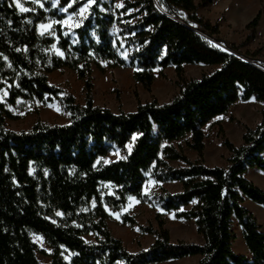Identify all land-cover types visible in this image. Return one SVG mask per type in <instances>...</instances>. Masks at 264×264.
<instances>
[{"label": "trees", "instance_id": "trees-1", "mask_svg": "<svg viewBox=\"0 0 264 264\" xmlns=\"http://www.w3.org/2000/svg\"><path fill=\"white\" fill-rule=\"evenodd\" d=\"M20 1L30 10L21 12L14 0H0V92L8 89L11 105L19 99L58 101L68 122L38 121L28 131H11L5 126L11 115L0 101V264H41L31 233L52 249L50 264H161L192 257H198L195 264H264V232L245 206L250 200L264 209V190L246 177L250 169L264 173V109L256 127L246 128L240 146L220 129L229 152L224 167L204 162L207 124L238 102L255 99L264 106V69L202 36H217L219 28L198 15L196 0H125L121 8L117 0H96L71 32L56 22L78 13L83 0H41L42 7ZM261 17L262 10L247 29L254 32ZM48 19L55 22L54 36L38 32ZM101 63L133 69L135 82L147 90L157 70L173 67L178 93L167 103H139L133 112L96 106L92 74ZM188 65L214 69L188 79ZM63 68L83 81V105L50 85L48 75ZM180 141L197 160L174 145ZM114 150L123 157L104 163ZM149 171L158 183H178L180 190L161 187L146 196ZM104 184L114 188L113 195L102 194ZM129 196L194 221L203 243L172 242L164 214H158V228L143 229L155 235L154 242L130 252L109 230L106 210L122 208ZM124 221L135 225L127 216ZM234 221L251 257L232 250ZM89 235L93 241L85 239ZM64 251L72 255L69 263Z\"/></svg>", "mask_w": 264, "mask_h": 264}, {"label": "rangeland", "instance_id": "rangeland-1", "mask_svg": "<svg viewBox=\"0 0 264 264\" xmlns=\"http://www.w3.org/2000/svg\"><path fill=\"white\" fill-rule=\"evenodd\" d=\"M124 1L117 0L116 4H123ZM20 3L28 9L21 1ZM196 4L198 5V15L219 28V35L217 36H209L203 33L208 38V41L212 42V45L215 47L219 45L217 48L223 51L226 49V52L233 53L239 58L264 69V0H213L211 3H205L204 0H196ZM260 10H262L261 20L255 31L252 32L247 29V25ZM69 16L71 15L67 17ZM80 19L78 15L72 16L69 23L73 25L78 23L79 25ZM40 24L49 25V27L41 29L39 28ZM40 24L38 25L40 35L54 36L51 34L54 33L55 22L53 20L48 19ZM64 27L67 32H71L76 26L71 28L68 26ZM233 44L238 47L237 51L231 49ZM56 53L59 52L56 51ZM101 67L93 69V101L96 106L108 108L114 113H119L120 111L133 112L139 103H148L154 99L161 104L167 103L178 93L177 77L173 67H168L162 72L157 70V78L149 90L135 82L133 69L131 68L110 67L107 63H101ZM213 69V67L203 65H188L185 66V75L188 79H195ZM48 79L50 85L73 95L78 104L83 105L85 103L84 83L78 78L76 72L63 68L49 74ZM0 97H2L0 101L11 115L5 121V126L8 130L16 132L28 131L38 121L49 125H62L68 122V115L58 101L41 103L19 99L14 105H11L7 101L9 97L8 89H3L0 92ZM263 109L262 103L255 99L247 102H238L230 108L226 115L219 116L207 124L204 128L206 136L205 164L209 167H224L229 152L223 144L224 138L220 129L222 128L225 138L235 146H240L246 128L256 127L261 120ZM174 145L181 148L191 161L197 160V154L190 150L184 141L175 142ZM122 157L121 151L114 150L104 160L111 162ZM169 163L173 167L182 166L180 162ZM145 176L146 181L143 193L144 188L147 187V194H144L148 197L158 192L161 187L172 193L180 190L178 183L160 184L157 182L147 184L146 182L149 180L155 181L152 177V171L146 173ZM246 176L255 185L264 190V173L261 170L250 169ZM101 191L103 195H113L115 190L111 185L104 184L101 187ZM245 206L254 214L264 231L263 207L250 200L245 201ZM106 210L110 216L108 221L109 230L114 237L124 243L130 252L147 249L154 242L155 235L143 231V229H157V215L164 214L158 205L148 202L143 203L137 198L131 201L127 199V203L118 210L112 208H106ZM113 213H116L118 218ZM126 216L132 218L135 225L125 223L124 217ZM164 219L172 242L185 241L197 244L200 242V235L196 231L194 221L178 219L173 212L164 214ZM233 231L235 235V240L232 244L233 252L251 257L242 236L241 227L237 221L233 222ZM31 238L37 246L39 262L41 264H50L51 258L49 255L52 253V249L44 238L35 233H31ZM85 239L93 241L94 237L89 235ZM71 256L69 252L64 251L66 262H70ZM196 262L195 258H185L161 264H195Z\"/></svg>", "mask_w": 264, "mask_h": 264}, {"label": "snow or ice", "instance_id": "snow-or-ice-1", "mask_svg": "<svg viewBox=\"0 0 264 264\" xmlns=\"http://www.w3.org/2000/svg\"><path fill=\"white\" fill-rule=\"evenodd\" d=\"M31 2L34 3V4H40L41 7L43 6V5L41 4V0H31ZM71 2H72V3H76L77 0H71ZM53 3L55 4V0H53ZM95 3H96V0H83V2H82V3L80 4V6H79L78 13L74 12V13L71 14V16L67 17L66 19H64V20H62V21H57L56 23L61 24L62 27H64V26H68L69 28H71L72 26H78V23H76V24H74V25L69 23L70 20H71V18H72V16H77V15H78V16L81 18L79 22H82V18L87 14V12H88V10L90 9V7H91L93 4H95ZM15 4H16V7H17L21 12H27V11L30 10V9H27V8L23 7V5L20 3V0H15ZM70 6H71V3L69 4V7H70ZM116 7H117V8H121V7H123V4H122V3H117V4H116ZM61 11H66V9H61ZM101 11H104V9L101 8ZM128 11L130 12V11H132V9H129ZM181 15H183V13H181ZM48 27H49V25H45V24H40V25H39V28H41V29H45V28H48ZM51 34H52V35H55V33H51ZM65 34H67V33H65ZM57 39H58V38H57ZM209 43L211 44L212 42L209 41ZM216 47H219V45H216ZM52 48H53V49H56L57 52H59L61 55H63V53L60 52V50L57 48L56 44H53V45H52ZM225 51H227V50L225 49ZM0 55H3V54H0ZM4 59L7 60V57H4ZM9 66H10V65H9ZM5 95H6V93H5ZM0 99H2V97H0ZM135 136H136V134L133 135V139H135ZM128 147H129V149L131 148V143H129ZM102 159H103V158H102ZM104 162H105V163H109L108 160H104ZM146 183H147V184L157 183V181L149 180V181H147ZM147 191H148V189H147V187H145V188H144V193L147 194ZM128 199L131 201V200H134L135 198L132 197V196H129ZM137 202H138V201H137ZM57 214L59 215L60 213H57ZM113 215H117V214H116V213H113ZM117 218H118V215H117ZM62 247H63V246H62Z\"/></svg>", "mask_w": 264, "mask_h": 264}, {"label": "crops", "instance_id": "crops-1", "mask_svg": "<svg viewBox=\"0 0 264 264\" xmlns=\"http://www.w3.org/2000/svg\"><path fill=\"white\" fill-rule=\"evenodd\" d=\"M219 166H223V165H219ZM262 174V173H261ZM246 177H248V176H246ZM262 231H263V229H262ZM264 232V231H263ZM243 236V235H242ZM200 242L198 243V244H202L203 243V238L200 236ZM244 245V244H243ZM251 255V254H250ZM192 258H195L196 259V261H198V257H192Z\"/></svg>", "mask_w": 264, "mask_h": 264}, {"label": "water", "instance_id": "water-1", "mask_svg": "<svg viewBox=\"0 0 264 264\" xmlns=\"http://www.w3.org/2000/svg\"><path fill=\"white\" fill-rule=\"evenodd\" d=\"M202 36H204L205 38H207L204 34H202ZM208 39V38H207Z\"/></svg>", "mask_w": 264, "mask_h": 264}]
</instances>
